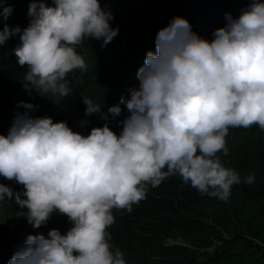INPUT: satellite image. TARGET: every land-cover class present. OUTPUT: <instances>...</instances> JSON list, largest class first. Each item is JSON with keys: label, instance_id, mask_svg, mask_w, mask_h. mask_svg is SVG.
<instances>
[{"label": "trees", "instance_id": "16d2710c", "mask_svg": "<svg viewBox=\"0 0 264 264\" xmlns=\"http://www.w3.org/2000/svg\"><path fill=\"white\" fill-rule=\"evenodd\" d=\"M36 1L0 0V211L19 207L10 179L19 157L33 161L34 147L18 148L15 136L40 127L44 105L79 108L68 126L76 139L100 133L110 112L123 119L130 93L151 105L141 78L158 107L137 133L61 164L28 242L1 264H264V0ZM225 27L251 32L256 60L223 63L221 80L193 78L192 91L176 92L180 75L169 68L178 65H160V52L191 62L185 40L205 46ZM105 38L114 43L108 50ZM139 40L143 60L132 65L152 64L136 66L134 77L104 60L129 56ZM55 90L67 97L54 103ZM5 230L0 250L9 245Z\"/></svg>", "mask_w": 264, "mask_h": 264}, {"label": "rangeland", "instance_id": "374dc122", "mask_svg": "<svg viewBox=\"0 0 264 264\" xmlns=\"http://www.w3.org/2000/svg\"><path fill=\"white\" fill-rule=\"evenodd\" d=\"M41 1L42 0H37L36 2L38 3ZM34 6H36V5H34ZM55 7H56L55 1H52L51 8L48 11V13L50 14L51 17H52L54 10H55ZM63 9L64 8H62V11H64ZM74 12H76V11L70 10L69 14L70 15L75 14ZM51 17H49L48 20L49 19L51 20ZM221 23H223V22L221 19H219L218 24L221 25ZM56 27L59 28V24L55 25L53 27V29H55ZM240 30H242V29H240ZM219 32H220V30H219ZM222 32H226V30L223 29ZM232 35H233V38H230L227 41V45H226L228 51H225V55L228 58V61L224 64H228V65H230L236 58L244 59V58H242V57H244L243 56L244 51L242 50L241 47L237 48V46H236L235 41H236L237 36L233 32H232ZM220 37H227V35H226V33H224V34L220 35ZM220 37L215 38L216 44L218 46H221L224 44L222 42V40L219 39ZM102 38H104V37H102ZM105 39L106 40H104V39L103 40H104V42H106V44H104L105 46L102 50H108L109 46H112V44H114L113 42L109 41L107 38H105ZM99 40H101V39H99ZM210 40H213L212 35H210ZM187 41H188V39H186L185 43H184V44H187L184 47V52L188 53L190 55H194L196 57H201V59L206 60V56L208 55L207 48H202L200 43H197V45H196V44H193L192 42H187ZM141 43H142L141 40L136 41L131 54L129 56H125L123 58H120L119 60L117 59L118 53H116V52L115 53L109 52V54L105 53L103 58L107 62H111L112 64L114 63L116 65V68H119V69L124 68L125 72L121 74V76H124V75H126V72L128 71V67L137 58V56L140 52ZM198 54H200L201 56H199ZM256 58H257V55L255 53V55L252 58H250L248 60H244L242 65H248L250 63H253L256 60ZM179 60H178L179 65H178L177 69L175 66H172L171 68L178 73H184L185 74L186 73V63L179 61ZM181 60H183V58H181ZM238 68H239V66H236V67L231 68L230 70L234 71V70H237ZM105 69L108 70L107 71L108 73H111V71H114L113 68H111L110 66H106ZM214 70H217L216 67H214ZM202 72L203 71L201 70L200 74ZM154 75H156V74H154ZM189 75L195 76L193 70H190ZM204 75H206L205 72L203 73L202 76H204ZM223 76H224V74H221V75L217 76L216 78H214L213 80L214 81L221 80L223 78ZM157 81H158V79H157ZM114 82H115V80L114 81L112 80V82L110 84L103 86V90L108 94H112L113 92L111 91V89H112ZM95 83L97 84L96 81H95ZM100 84H102V83H100ZM158 85L164 87V85H161L160 81H158ZM170 86H168L169 90L171 89ZM175 86H176V89H174V90L176 92H179L178 85L174 84V87ZM46 93H48L47 90H46ZM52 93H53V91H51V94ZM56 93H58V96H56ZM66 95L67 94L65 91H62V90L56 91L55 92L56 102L63 100V97ZM153 115L154 114H152V116ZM47 118H49V117H47ZM47 126H48L47 123H43L42 127L35 131V136H34L33 141L31 143L32 147H34V151L32 154L33 161L31 162L33 165V175L30 178V180L27 182L28 183L27 186H20L18 192H16L17 196H15V199L17 202H19V207L16 208L15 210H12V211L8 210V212L0 211V225H3L5 227L6 230L4 231V233L6 234L7 239L9 240L8 247L0 250V264L3 262L5 257L12 254V252L16 246H20V245L22 246L26 242H28L27 236L30 233L29 232L30 219L36 213H38V214L43 213L44 212L43 206L47 203V199H46V193L47 192L44 190L45 182H48V180L51 179L53 176L58 175V174H56V169L54 168V166L56 165V168H58L59 165L64 162V154L66 152H68L69 150H71V151L77 150L80 147V144H79L80 140L78 138L77 139H75V138L71 139L72 138L71 133L65 138V141H63L60 144L56 139H54L50 136L49 131L47 129ZM137 132L138 131H135L133 133H137ZM133 133H131L130 135H132ZM113 142L114 141H110L107 144L108 145L113 144ZM137 142L138 141L130 142L128 144V147L131 148V145H133ZM107 144H105V145H107ZM12 173H13V175L11 176V179H10V187L11 188H13L15 186V184H17V174H18L17 171L12 172ZM0 195H1V191H0ZM8 195H9V192L7 193V196Z\"/></svg>", "mask_w": 264, "mask_h": 264}, {"label": "clouds", "instance_id": "9594fccd", "mask_svg": "<svg viewBox=\"0 0 264 264\" xmlns=\"http://www.w3.org/2000/svg\"><path fill=\"white\" fill-rule=\"evenodd\" d=\"M232 26V23H231ZM226 31L228 30V28H226ZM219 36L226 33L227 37H220L219 39L222 40V42L224 43L221 46H218L216 44V40L215 38H213V41L211 40L209 44L203 46L202 43H200V45L202 46V48H207L208 50V55L206 56V60L205 59H201V57H196L191 61L188 62L186 61V58L183 57V53L181 52H175L174 55L172 56V51H170L169 53L165 52H160L159 57H162V60L158 61V63L160 65H164V67H169L170 64L174 63L178 64V60L182 61L184 63H186V73H178L176 71L175 74L180 75V82L177 83L178 85V89L182 92L185 93L188 89V93L189 91H192V88L189 87V83L190 85H195L194 82H192L193 78L198 79L199 81H203L206 79V77L210 76L211 78H214L220 74L223 73V67L222 64L226 63L228 61V58L225 55V51H228L226 45H227V41L232 37V33L230 32H219ZM236 34V46L237 48H242V50L244 51L242 58H236L230 65H228V67H231L233 65L236 64L237 62H241L243 63L244 60H248L250 58H252L255 53H256V47H255V43L251 42V37L253 36L251 34V32L248 29H243L241 30V34L240 33H235ZM217 38V37H216ZM250 39V40H249ZM216 50V51H215ZM178 51H180V49H178ZM178 54V55H177ZM165 55V56H164ZM199 56H201L200 54H198ZM194 56V55H193ZM234 56V55H233ZM181 58H183V60H181ZM143 60V57H137L135 59V61L133 63H140V61ZM224 60H227L226 62H224ZM141 64V63H140ZM148 64H152L149 61L145 60L143 62V65H130L128 67V71L126 72V76H131L134 77L135 73H137V67L139 66L142 68V66H146ZM135 67V69L133 71H131L130 67ZM178 67V66H177ZM176 67V69H177ZM214 67H216L217 70H214ZM171 68V67H170ZM169 68V69H170ZM205 68V69H204ZM190 70H193L195 76H190L189 72ZM203 71L200 74V71ZM205 72L206 75L202 76L203 73ZM156 70L154 69V71H150V75L152 76V79H154L156 81V83H158L156 77L154 74H156ZM139 74H142L141 71ZM200 75V76H199ZM142 76V75H141ZM162 77V76H161ZM161 77H160V83L161 85H166L163 84V82L161 81ZM189 80V81H188ZM141 82L143 83L141 85L142 90H144L148 97L151 99V105H144V106H140L134 103L133 98H132V94H129V99L127 101V105L125 108V116L123 117V119H119V118H115L111 116V112L106 114L104 117V122H103V127H102V131L97 134L94 135L93 137V133L91 131L87 132L84 136L79 135V137H77L80 142V147L77 150H69L68 152H66L64 154V162L62 163L63 165H65V163H69L71 161H73L74 159L78 158V157H85L91 153H93V149H92V145L94 144H107L110 141H114V136L115 135H121L124 131H130V132H135L138 131V127L140 126L141 122L147 118L152 117V114L155 113L156 108L158 107V102L156 99H154L153 97V90H152V84L151 83H146L142 78H141ZM183 83L187 86V88L183 85ZM174 87V84H172ZM171 85V86H172ZM145 86H148V90L145 89ZM119 93H121V89H119ZM56 96H58V93H56ZM56 103V99L54 100ZM117 105V102H116ZM41 113L44 114L43 117H40V127H36L35 129L31 128L32 130V140L28 143L31 144L33 141V138L35 136V131L40 129L42 127L43 123H47V129L49 131V134L52 138L56 139L60 144L65 141V138L71 133V139L75 138L76 139V134H73V131L71 129H68V126L70 124V122L72 121V117H74L75 115H78L80 113L79 108L76 112H66V113H61L60 111L50 107L49 105H44L41 108ZM49 117V118H47ZM137 119L139 121H137ZM116 124L117 127V132L116 130L110 131V126L111 125ZM25 144V145H28ZM22 145V146H25ZM102 145V146H103ZM21 146V147H22ZM101 146V147H102ZM20 147V148H21ZM96 150L98 149L97 145L95 146ZM22 159V157H20ZM22 163L18 169H17V173L18 170L22 167H24L27 164L31 165V175L30 178L33 175V165L32 163ZM23 165V166H22ZM61 165V164H60ZM59 165V167H60ZM58 167V168H59ZM54 168L56 169V173H57V169L56 165L54 166ZM30 178L27 181H21L18 178V174H17V180L21 183V184H28L27 182L30 180ZM50 180V179H49ZM48 180V181H49ZM48 182H45V184ZM21 184H15L14 188L19 189L20 186H25V185H21ZM15 189V190H16ZM44 190L47 192L46 193V199L48 202V189L45 188L44 185ZM18 192V191H17ZM13 200L15 201V197L13 198ZM19 205V202H17Z\"/></svg>", "mask_w": 264, "mask_h": 264}, {"label": "water", "instance_id": "95a60500", "mask_svg": "<svg viewBox=\"0 0 264 264\" xmlns=\"http://www.w3.org/2000/svg\"><path fill=\"white\" fill-rule=\"evenodd\" d=\"M7 94H5V97ZM32 130L25 129L15 136L16 145L20 148L22 145L28 144L32 140ZM19 162H23V159L19 157ZM31 165L27 164L18 170V178L21 181H27L31 175Z\"/></svg>", "mask_w": 264, "mask_h": 264}]
</instances>
